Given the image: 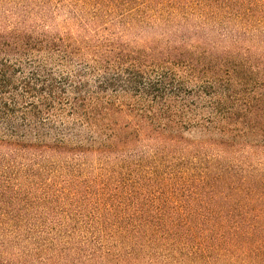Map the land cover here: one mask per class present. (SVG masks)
<instances>
[{
	"label": "trees",
	"instance_id": "1",
	"mask_svg": "<svg viewBox=\"0 0 264 264\" xmlns=\"http://www.w3.org/2000/svg\"><path fill=\"white\" fill-rule=\"evenodd\" d=\"M61 1L0 0V264H98L106 234L111 264H264V0H109L125 34L160 37L111 42V102L38 61L68 58ZM167 64L201 85L146 69ZM91 158L111 208L50 207Z\"/></svg>",
	"mask_w": 264,
	"mask_h": 264
},
{
	"label": "rangeland",
	"instance_id": "2",
	"mask_svg": "<svg viewBox=\"0 0 264 264\" xmlns=\"http://www.w3.org/2000/svg\"><path fill=\"white\" fill-rule=\"evenodd\" d=\"M108 1H100V6H97V1L88 2L78 9L79 13H75L68 0L61 1L59 4L55 2L52 6L55 14L54 24L60 34H70L72 37L71 48L69 46V55L67 59H61L58 54L47 57L46 54L40 53V59L38 61L47 65L49 68H53L57 72L65 73L69 77L71 75V80L73 79L79 82L82 88L85 86L89 91L100 92L104 98L110 99L109 101L111 102V70L109 72L105 71L102 64L104 57L111 56V53H109L111 50V42L121 37L124 40L132 41V43L140 44L146 38L160 41V37L159 33L154 30H146L142 33L132 31L125 34L122 26L118 22L111 20L113 17L111 16V3ZM146 69L152 76H156L164 71H173L179 78L185 81V86L188 88L195 89L201 85V82L197 80L186 78L183 74V68L179 66L167 64L162 67H148ZM254 88L255 84L250 83L246 91H252ZM57 121L69 123L72 121V118L61 114L58 116ZM98 161L99 159H85L86 165L78 170L79 175L82 176L79 179H82L83 188L76 195H73V193L70 194L71 197L69 198L59 196L49 199L47 197L50 207H81L82 209H89L102 205L111 208V182L109 181L108 185L109 191H104L102 187L104 186L102 184L104 179V176H102L104 174L103 171L100 168H92V165ZM105 165L107 169L111 170V162L110 164L105 163ZM46 177L48 178L49 176L45 175ZM59 180L56 179L54 183L58 185ZM40 195L42 193L34 196L35 199ZM33 201L37 202V200ZM96 224L98 227L101 225L99 223ZM110 228L111 220L110 227L104 231L108 232ZM80 233L84 241L87 239L90 241L97 239V236L94 235L93 230L90 228H83ZM99 240L100 242L98 243L103 248L96 246L93 242L87 244L86 251L82 256L84 258L81 261L89 263L91 260H94L98 264H111V259L97 258L101 250H111V237L106 234L100 237ZM92 249H95V256L90 257L87 255V250L92 252ZM157 250V248L147 250L144 261L141 264H147L152 259V254H154L152 251L160 252Z\"/></svg>",
	"mask_w": 264,
	"mask_h": 264
}]
</instances>
